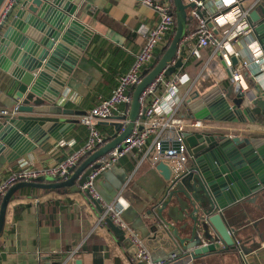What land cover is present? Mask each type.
<instances>
[{"label": "water", "instance_id": "obj_1", "mask_svg": "<svg viewBox=\"0 0 264 264\" xmlns=\"http://www.w3.org/2000/svg\"><path fill=\"white\" fill-rule=\"evenodd\" d=\"M12 1L9 4L7 0H0V105L11 108L19 103V109L15 114L0 113V166L31 154L50 138L61 141L74 125L61 116L75 111L64 107L59 100L70 87L69 80L93 34L79 19V14L85 10L83 2L90 3L91 0ZM251 2H255L249 14L254 25L253 37L264 49V0ZM174 3L178 22L175 37L159 63L152 62V71L147 73L145 70L142 82L135 87L130 122L125 130L121 132L125 119L121 116L116 124L115 141L98 149L85 161L82 168H88L80 180L82 188L89 181L91 172L99 167L98 161L103 155L118 145H121L120 149L125 148L124 140L132 133L140 116V97L145 89L164 70L171 76L185 65L183 56L175 62L174 59L180 41L186 35L194 4L184 3V0H174ZM232 62L237 64V58L233 57ZM256 90L255 94H236L232 84L225 95L218 89L205 93L194 91L186 98L184 106L189 110L190 119L257 122L258 116L264 117V96L258 85ZM141 117L146 119L145 115ZM183 136L190 155L185 169L175 172L166 161H160L156 166L168 186L163 198L148 211L154 220L150 227L153 238L164 243L172 241L182 251L178 255L190 252L194 258L215 251L237 250L239 242L223 212L230 205L264 189V137L230 136L223 131L201 129H187ZM77 176L74 174L63 182L50 183H45L49 178L40 177L33 182L13 185L1 203L0 232L7 204L17 188L26 185L62 187L74 184ZM84 191L102 213L104 207L100 199L95 198L88 187ZM100 196L109 204L120 194L118 192L111 199ZM106 223L135 257L137 249L124 231L111 217ZM75 263L82 264V260Z\"/></svg>", "mask_w": 264, "mask_h": 264}, {"label": "crops", "instance_id": "obj_2", "mask_svg": "<svg viewBox=\"0 0 264 264\" xmlns=\"http://www.w3.org/2000/svg\"><path fill=\"white\" fill-rule=\"evenodd\" d=\"M251 1L244 0V6L251 5ZM83 3L85 10L78 16L93 34L69 80L70 87L59 100L64 107L75 111L61 116L74 122V125L61 141L50 138L31 154L10 163L4 162L0 166V179L18 169L23 161H33L39 166L56 164L84 144L88 129L79 122L80 116L102 99L110 97L120 76L129 70L136 53L144 46V31L154 26L159 18L141 0H91L90 3ZM184 3H187L186 0ZM240 9V6H235L219 12L212 5L204 12L222 31L231 25ZM174 15L176 30L156 49L155 65L175 37L178 26L176 10ZM196 26V21L189 15L186 34ZM236 47L244 51V58L246 43L238 42ZM201 53V58L189 57L185 65L177 70L184 78L180 85L184 102L194 91L205 93L218 89L225 95L234 85L230 67L220 52L206 47ZM150 64L145 68L147 73L153 69ZM245 83L248 92L255 94L256 81L245 74ZM261 89L264 92V88ZM131 91L134 93L135 88ZM235 93H239L236 86ZM184 102L179 107L178 117L190 120ZM1 108L9 107L0 105ZM121 116L117 113L108 120L98 122V128L112 138L111 142L115 141L116 124ZM258 118L257 122L247 123L204 121L200 128L189 126L187 129L223 131L230 136L264 137V118ZM151 143L150 139L147 147L128 153L105 170L96 178L95 187L98 194L106 199L115 198L119 192L120 198L128 204L123 214L128 226L144 239L155 259H167L173 253L178 255L181 250L172 241L164 243L161 239H154L150 230L154 220L148 211L163 198L168 186L156 167L158 163L155 165L151 160L148 152ZM88 157L67 178L78 174L74 184L56 188L26 185L15 190L7 204L0 232V264H76L78 259L82 260V264L143 263L136 260L106 222L100 221L101 212L80 186L88 168L83 169L82 166ZM80 169L81 172H78ZM65 180L48 179L45 183ZM223 214L244 255L240 249L215 251L194 258V264H264V189L230 205ZM178 256L169 264H182L184 256Z\"/></svg>", "mask_w": 264, "mask_h": 264}, {"label": "built area", "instance_id": "obj_3", "mask_svg": "<svg viewBox=\"0 0 264 264\" xmlns=\"http://www.w3.org/2000/svg\"><path fill=\"white\" fill-rule=\"evenodd\" d=\"M11 2L13 1L7 0V3L10 4ZM186 2L194 4V7L190 10V16L196 21L197 26L184 35L180 41L174 62L182 56L184 62L189 57L201 58L202 49L212 47L215 52L221 53L226 60V64L229 65L231 79L239 93L248 92L245 74L256 81L260 89L261 87L264 88V49L253 37L254 25L249 19V14L254 8L255 2L249 6H244V0H186ZM141 3L155 11L159 18L154 26L144 31L146 35L144 46L136 53L129 70L120 76L119 82L110 97L102 99L91 110L80 116L79 122L88 129V136L84 144L56 164L39 166L33 161L21 162L18 169L11 171L0 179V208L6 193L16 183L33 182L40 177L51 180L67 179L71 171L83 159L107 145L112 138L101 132L97 126L99 121L108 120L113 115L120 113L125 117L121 132L125 130L130 122L129 114L133 102L131 89L142 82L145 76V68L154 61L158 46L176 30L174 0H141ZM212 5L219 12H224L226 9L235 6H240L241 9L231 25L220 31L214 20L203 14V11ZM241 41L246 43L244 58H242L244 51L236 47V44ZM183 50L185 51L184 54ZM233 57L238 59L235 65L231 62ZM183 82L182 74L176 72L171 76H167L165 70L153 80L140 97L142 105L140 116L135 122L132 133L124 140V143H126L125 148L120 149L121 145H118L106 155H103L98 161L99 167L91 172L89 181L82 188L84 190L85 187H88L92 195L100 199L104 207L100 221L105 223L106 219L111 217L113 222L124 231V235L136 247V260L146 264H169L170 261L177 260L179 256L173 253L167 259H155L144 239L134 232L123 218L128 204L120 196L112 203H105L96 190L95 180L102 172L115 165L123 156L136 149L147 147L150 139L152 143L148 152L155 165L160 161H166L174 168L175 172L185 169L190 155L187 151L183 132L189 126L192 128L202 127L204 121L186 120L178 117L179 107L184 102L180 94V85ZM261 95L264 96L262 89ZM18 109L19 103L11 108L0 109V113L15 114ZM142 115H145L146 119H142ZM139 126H143V128L139 129ZM239 249L242 253L241 248ZM242 254L244 255V253ZM182 259V264H194V257L190 252L185 254Z\"/></svg>", "mask_w": 264, "mask_h": 264}, {"label": "trees", "instance_id": "obj_4", "mask_svg": "<svg viewBox=\"0 0 264 264\" xmlns=\"http://www.w3.org/2000/svg\"><path fill=\"white\" fill-rule=\"evenodd\" d=\"M163 55H164V53H163ZM163 57V56H162ZM262 116H260V118H261ZM262 118H264V117H262ZM259 119V118H258ZM259 121V120H258Z\"/></svg>", "mask_w": 264, "mask_h": 264}]
</instances>
